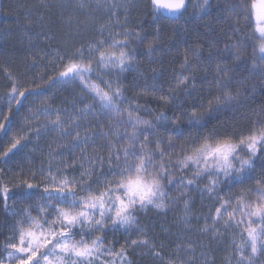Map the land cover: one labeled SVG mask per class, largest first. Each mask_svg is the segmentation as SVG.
<instances>
[{"label":"trees","instance_id":"16d2710c","mask_svg":"<svg viewBox=\"0 0 264 264\" xmlns=\"http://www.w3.org/2000/svg\"><path fill=\"white\" fill-rule=\"evenodd\" d=\"M80 2L0 0V124L6 127V130H0V259L7 254L5 246L14 230L13 225L26 216L24 210L27 209L28 214L42 203L38 198L20 200L16 194L22 189L27 190V184L34 185L37 193L41 192L44 185L40 179L48 172L50 165L52 173L59 171L69 176L79 175L83 162L80 159L81 148L72 146L77 131L81 138L86 134L89 137L96 134L88 145L81 146L86 156L108 155V147L104 146V137L100 135L106 127L102 115H81V127L74 129L75 133L67 137L61 135L60 129L50 130L52 125L48 121L56 118L55 113L47 117L40 115L36 119L29 118L31 110L43 108L45 104L41 102L45 101L50 108L64 110L59 115L63 127L69 130L72 122L67 117L75 115L83 107L79 101L83 98L92 104L88 96L81 94L78 84H52L64 70L58 57L71 53L74 46H80V41L94 37L110 38L112 32H133L131 46L136 50V59L133 69L120 76L124 94L130 99L118 106L124 116L138 107V111H132L133 118L153 121L155 127L147 131L148 139L143 143L153 150H156L157 144L161 149H166L164 161L169 162L170 167L183 155L190 154L187 151L182 153L180 149L192 141L215 133L218 137L230 136L233 142H237L239 136L249 134L254 121L264 119V112L261 111L264 109V80L259 76V69L255 74L251 71L258 60V56L253 54V41L248 39L254 33L253 15L250 19L246 18L249 15L247 9L246 15H239L240 0H210L211 7L205 11H195L193 5L197 0H190L187 11L178 20L171 18L172 14L165 10L154 9L151 0H124V7L111 10L109 4L97 7V4L104 6L103 1H93L87 3L90 7L78 9ZM244 3L250 6L252 0H244ZM156 16L160 18L156 19ZM101 25L105 26L103 37L99 35ZM109 28L111 32H108ZM137 34L144 37L142 42L136 38ZM238 39L242 47H226L236 44ZM150 44L155 48L151 55L148 54ZM191 49H197L198 53ZM236 52H239V60L235 59ZM185 56L190 65V70L184 72L188 80L186 85L178 86L174 77L181 71ZM218 63L232 68L230 76L246 80L245 88L240 91L239 103L233 100L225 107L223 101L217 105L213 100L214 96L219 95L215 87ZM245 68L248 71H244ZM154 71L156 74L162 73L159 77L162 87L154 93H142L144 81L151 82ZM8 73H11L10 78ZM104 78L107 80L110 77ZM13 81L21 85V91L27 90V98L20 99V106L17 103L8 104L6 93ZM28 92L42 94L28 95ZM162 95L177 99L162 100ZM73 104L76 105L75 112ZM210 107L219 108L220 111H210ZM193 110V119H198L200 123L190 125L189 116ZM97 111H100L98 106ZM160 112L166 114L167 121L161 123L154 120ZM100 116L97 122L96 118ZM37 125L40 127L37 128ZM140 126L146 128L145 125ZM177 129L182 130L183 134L177 135ZM12 132L21 138V144L9 151L6 142ZM6 152H9L8 155H5ZM61 152L62 156L59 155ZM240 155L247 158L244 152H240ZM67 165H75L77 171L73 172ZM172 171L177 180L192 174L191 169L179 171L172 168ZM261 178H264V158H257L250 173L234 174L227 180L221 175L217 185L220 198L214 201L196 187L173 184L167 189L165 203L168 208L140 212L138 221L141 231H137L136 226L128 231L123 228L117 230L111 238L114 247L119 250L123 248L126 264H182L183 260L192 261L193 264H228L233 252L229 250L232 232L228 230L216 237L210 232L205 233L204 217L208 216L209 208L215 215L212 203L219 206L232 200V205L227 208L228 212H232L241 194H244L245 200L255 201V195H249L246 190L255 188L257 180ZM207 183V178L201 180L199 188L203 189ZM4 189H7V194ZM185 201L189 205L187 212ZM224 219H227L226 215ZM207 223L211 225V220ZM142 241H147V244ZM232 264L235 262L232 261Z\"/></svg>","mask_w":264,"mask_h":264},{"label":"snow or ice","instance_id":"6c2138e0","mask_svg":"<svg viewBox=\"0 0 264 264\" xmlns=\"http://www.w3.org/2000/svg\"><path fill=\"white\" fill-rule=\"evenodd\" d=\"M189 2L190 0H167V2L151 0V5L157 11L161 8L165 9L172 14L171 18L178 20L187 11ZM77 7L84 9L90 5L86 3V0H81ZM97 7H103V5L97 4ZM116 7L115 4L108 5L110 10ZM209 7H211L210 0H197L193 5L195 11H205ZM232 7L235 8V5ZM240 9L239 15H246L245 9H247L249 15H246V18L250 19L251 15L255 16L257 27L248 39L253 41V54L258 56V60L253 64L251 71L255 74L259 69V76L264 80V0H252L250 6L245 4L244 0H240ZM69 23H71L70 19ZM104 30L105 26L101 25L99 29L101 37L104 36ZM77 31L79 32V28ZM117 36H122L123 39H118ZM136 38L141 42L144 39L138 34ZM132 39L133 32L127 30L116 35L110 34V38L97 39L94 37L80 41V46H74L71 53L58 57L64 70L52 81V84L78 83L81 91L92 100V104H88L82 98L79 102L83 107L75 115H68L67 119L72 122L73 129H79L81 115L87 116L88 114H115L110 118L119 117L118 125L123 122V114L118 105L130 98L124 94L125 89L121 86L120 76L133 69L137 53L131 46ZM242 46L239 39L234 45H226L232 48ZM153 51L155 48L150 44L148 54L151 55ZM191 51L198 53L197 49H191ZM235 59H240L239 52H236ZM65 60L66 64L63 63ZM188 70H190V65L188 57L185 56L181 71L174 77L178 86L186 85L188 76L184 75V72ZM244 71L248 69L245 68ZM215 72V87L219 95L214 96L213 100L217 104L223 101L225 107L233 100L239 103L240 91L245 88L246 80L243 77L237 79L235 76H230L232 68L227 65L222 66L218 63ZM7 75L11 77V73ZM161 75L162 73L156 74L154 71L151 82L145 80L141 92L154 93L162 87L159 79ZM105 76L110 78L106 80ZM95 81H99V84ZM26 91H20V85L13 81L10 102L16 101L20 106L22 101L16 99V93L19 92V96L26 99ZM169 91L171 92V88ZM27 94L41 95L42 93L28 92ZM160 98L162 100L177 99L169 95H162ZM41 103L45 106L31 110L29 118L36 119L40 115L47 117L55 113L56 118L48 121L52 125L50 130L60 129L62 136H72L73 133L63 127V121L59 115L64 110L50 108L45 101ZM211 104L212 100L209 101L210 106ZM97 106L100 111H97ZM72 108L75 112L76 105L73 104ZM209 110L220 111L219 108L211 107ZM132 111H138V107L128 111L127 123L134 130L139 129L140 125H145L146 128L130 134L125 133L123 136L113 133L117 141L126 138L125 144L107 141V156H86L85 149L81 146L88 145L95 139L96 134L94 133L91 137L86 134L81 138L77 131L72 146L81 148V161L86 160L91 167L85 168L84 163H81L80 169L82 170L79 171V175H73L69 179L67 175L59 171L53 175L50 165L48 178L41 192L37 193L34 185L27 184V190L22 189L16 194L20 200L38 198L42 203L39 208L34 209L36 216L27 214V209H25L26 218L13 225L17 234L9 237V243L5 246L12 249L8 253L9 264H41V261L43 264H101V257L105 254L111 255L113 251L110 247H104V236L107 231H117L121 228L128 231L133 226H136L137 231H141L138 221L139 213L149 209L166 210L168 205L165 201L168 198L169 186L178 184L186 188L196 187L202 194L207 193L209 199L214 201L220 198L217 185L221 175L227 180L234 174L238 176L250 173L255 167V160L264 158V119H257L249 128V134L239 136L237 142H233L230 136L218 137L213 133L181 147L182 153L187 151L190 154L183 155L182 159L170 167L169 162L164 161L166 149H161L157 144L156 150H153L143 143L148 139L147 131L155 127L153 121L141 120L139 117L133 118ZM261 111L264 112V109ZM194 116L195 111L193 110L189 116L190 125L200 123L198 119H193ZM167 119L168 117L163 112L157 113L154 117V120L161 123ZM172 122L175 123V119ZM39 127L40 125H37V128ZM0 130H6L4 124H0ZM176 132L177 135L183 134L180 129ZM100 135L105 136L103 132ZM20 144V139H16L11 149L17 148ZM170 147L175 146L170 145ZM240 152H244L247 158L242 157ZM5 155L8 153L6 152ZM59 155L62 156L63 152ZM67 167L72 168L73 172L77 171L75 165H67ZM172 168H177L179 171L191 169L192 174L190 177L181 176L177 180ZM205 178L208 179V183L200 189L199 182ZM4 191L7 194V189ZM246 192L249 195L254 194L255 201H247L244 194H241L237 199L234 212L227 211V208L232 205V200H227L219 206L212 203L211 207L215 208V215L209 208L208 216L204 217L203 231L212 233L214 237L240 224L245 225L240 234V242L233 241V252L228 264H232V261L235 264H261V257H264V178L257 180L256 187L247 189ZM171 203L175 204L176 201ZM184 203L185 212H187L189 211L188 201ZM5 208H7L6 201ZM49 209L50 213H48ZM236 212L240 214V220L236 219ZM225 215L228 217L226 220ZM209 219L211 225L207 223ZM222 220L223 224H221ZM45 228H47L46 232L40 231L37 235L36 229ZM97 232L103 235L95 236L90 243L85 239ZM77 236L80 237L79 240L75 239ZM132 243L135 244L136 241ZM141 243L147 244V241ZM48 245H51V248H48ZM42 248L46 251L42 252ZM116 255L126 259L123 248ZM102 264H111V262L103 261ZM182 264H193V262L183 260Z\"/></svg>","mask_w":264,"mask_h":264},{"label":"rangeland","instance_id":"374dc122","mask_svg":"<svg viewBox=\"0 0 264 264\" xmlns=\"http://www.w3.org/2000/svg\"><path fill=\"white\" fill-rule=\"evenodd\" d=\"M93 1H95V2L96 1H103V4H105L103 7H106V4H109V5L115 4V5H117V8L124 7L122 5V2L124 0H86V3H93ZM164 2H167V0H164ZM161 10H165V9L161 8ZM253 23H254V32H255V29L257 27V22L255 20V16L254 15H253ZM69 27H70V25H69ZM70 31H74L75 32V30L74 29H71V28H70ZM111 31L112 30L109 28L108 32H111ZM121 32H123V31H121ZM121 32H112L110 34L111 35H116V33H121ZM257 35H258V33H257ZM107 38H109V37H107ZM117 38L118 39H122V36H117ZM95 83L98 84L99 81H95ZM77 84L78 83H76V85ZM78 87L81 90L79 84H78ZM21 90H22V87L20 85V91ZM11 94H12V87L10 88L9 92L6 93V96L8 97V104L9 105H13V104L16 103V101H11L10 102L9 97H10ZM81 94H84L85 95V93H83V92ZM21 98L22 97L19 96V92H17L16 93V99L17 100H20ZM102 116H103L104 120L106 121L105 131H104V129H103V131H101V132H103L105 134V136H103L104 137L103 138V144L106 147H107V141H108V139L110 141H112V142H118L120 144H125L127 142L126 138L124 140L117 141V137L115 135H113V133H119L121 136H123L125 133H129L130 134L133 131H139V130H143L144 129V128H142V126H139V129H135L134 130L131 127V125L129 123H127V116H124V115H123V122L120 125L117 124V121L120 120L119 117L110 118V116L114 117L115 114L105 113ZM100 119H101V116L98 117V118H96V121L98 122V121H100ZM69 131H71L73 134L75 133L74 132V129L71 126L69 127ZM16 139H21V138L19 136H17L14 132L10 133L8 135V140L6 142V146L8 148H11L12 143H14ZM82 163H84L85 168H89L88 163L86 162V160L83 161ZM52 174L53 175H56L57 173H52ZM64 175H67V174H64ZM67 176H68L69 179H71V177H72V176H69V175H67ZM38 177H41V176H38ZM46 178H48V172L45 173L41 177V179H40V182L44 186H45ZM51 203H54V202H51ZM39 206L40 205H38V207H36V209L39 208ZM58 206H60V205H58ZM50 212H51V210L49 209L48 210V213H50ZM232 212H234V210ZM48 213H45V214H48ZM28 214H30L32 216H36L37 215V213H36L35 210L32 211V212H29ZM235 215H236V219L237 220H240L241 219L240 214L238 212H236ZM24 218H26V216ZM226 218L228 219L227 216H226ZM52 219H54V217H52ZM25 227H27V224H25ZM244 227H245L244 224H240L238 227H235L233 229H229L232 232V234H233V239L231 240L232 242L230 241L232 244H229V246L231 247L229 250H233V241H235L236 243H239L240 242V240H241L240 234L242 233ZM35 231L37 232V235H39V232L40 231H45L46 232L47 231V228L42 229V230L36 229ZM116 232L117 231H111V230H109V231H107L106 235L104 236V240H105L104 247L105 248H109L110 247L113 251H112V254L111 255L105 254L104 256L101 257V264H102L103 261H109V262H111V264H126V259L125 258H121V257H119V256L116 255V253H119L121 250L115 249L116 247H114V243L111 240V238L116 235ZM16 234L17 233L15 232V230H13L12 231V234L10 235V237L13 236V235H16ZM99 235H103V234L97 232V233H94L90 237H85V239L88 240V242L90 243L91 242V239H94L95 236H99ZM75 239L79 240L80 237L77 236V237H75ZM12 242H16V241H12ZM8 243H9V240H8L7 244ZM11 251H12V249L7 248V254H6V256L3 259H0V262H2V264H9V261H8V253L11 252ZM41 251L43 252V251H46V250L44 248H42ZM102 251H103V249H102ZM38 256H39V254H38ZM41 264H43V261H41ZM261 264H264V257H261Z\"/></svg>","mask_w":264,"mask_h":264},{"label":"bare ground","instance_id":"6f19581e","mask_svg":"<svg viewBox=\"0 0 264 264\" xmlns=\"http://www.w3.org/2000/svg\"><path fill=\"white\" fill-rule=\"evenodd\" d=\"M131 8V7H130ZM79 9V8H78ZM113 12V11H112ZM113 28V27H112ZM44 50V49H43ZM50 68V66H49ZM18 79V78H17ZM32 87V86H31ZM184 87V86H183ZM10 90V89H9ZM9 92V91H8ZM8 95V94H7ZM218 105V104H217ZM28 120V119H27ZM85 130V129H84ZM98 131V130H97ZM129 132V131H128ZM83 133V132H82ZM94 133V132H93ZM16 134V133H15ZM62 140V139H61ZM56 145V144H55ZM92 145V144H91ZM65 147V146H64ZM55 148V147H54ZM10 149V148H9ZM79 149V148H78ZM100 152V151H99ZM9 153V152H8ZM24 155V154H23ZM7 165V164H6ZM222 203V202H221Z\"/></svg>","mask_w":264,"mask_h":264}]
</instances>
